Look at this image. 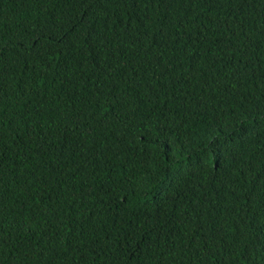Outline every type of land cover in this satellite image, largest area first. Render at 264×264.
<instances>
[{"label":"trees","instance_id":"trees-1","mask_svg":"<svg viewBox=\"0 0 264 264\" xmlns=\"http://www.w3.org/2000/svg\"><path fill=\"white\" fill-rule=\"evenodd\" d=\"M0 264H264V0H0Z\"/></svg>","mask_w":264,"mask_h":264},{"label":"snow or ice","instance_id":"snow-or-ice-1","mask_svg":"<svg viewBox=\"0 0 264 264\" xmlns=\"http://www.w3.org/2000/svg\"><path fill=\"white\" fill-rule=\"evenodd\" d=\"M132 3H137V0H131Z\"/></svg>","mask_w":264,"mask_h":264}]
</instances>
